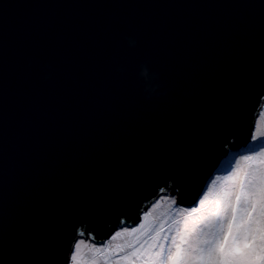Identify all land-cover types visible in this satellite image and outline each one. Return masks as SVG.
I'll use <instances>...</instances> for the list:
<instances>
[{
    "label": "water",
    "instance_id": "water-1",
    "mask_svg": "<svg viewBox=\"0 0 264 264\" xmlns=\"http://www.w3.org/2000/svg\"><path fill=\"white\" fill-rule=\"evenodd\" d=\"M263 102L264 0H0V264L196 206Z\"/></svg>",
    "mask_w": 264,
    "mask_h": 264
},
{
    "label": "rangeland",
    "instance_id": "rangeland-1",
    "mask_svg": "<svg viewBox=\"0 0 264 264\" xmlns=\"http://www.w3.org/2000/svg\"><path fill=\"white\" fill-rule=\"evenodd\" d=\"M245 156L254 157V160H244ZM261 161H264V102L258 112L251 141L240 154L230 152L220 161L218 172L208 183L196 206L185 209L176 204L175 195L169 191L162 193L143 210L136 225L119 228L104 244L95 245L89 240L78 239L71 253L70 264H161V258L156 255L160 251L159 245L163 243L166 258L168 253L174 254L176 251L173 237L179 243L182 235L185 238L202 235L207 231L208 221L215 220L213 213L218 210L217 202L220 213L225 217V230L232 218L231 207L224 212L228 204L237 207L235 223L249 221L257 229L258 235L264 222L260 206L261 191L264 189V164ZM242 177L244 191L255 193L249 196L250 205H256L254 210L250 205L247 208L237 205V195H241L243 200ZM194 208L199 211L192 212ZM198 217L207 219L198 220Z\"/></svg>",
    "mask_w": 264,
    "mask_h": 264
},
{
    "label": "snow or ice",
    "instance_id": "snow-or-ice-1",
    "mask_svg": "<svg viewBox=\"0 0 264 264\" xmlns=\"http://www.w3.org/2000/svg\"><path fill=\"white\" fill-rule=\"evenodd\" d=\"M243 159L253 161L254 157L245 156ZM260 163L264 164V161ZM244 189L242 177L243 200H241V195H237L236 201L237 205L247 208L250 205L249 196L255 193L244 191ZM217 206L218 210L213 213L215 220L208 221L207 231L203 232L202 235L195 238H185L182 235L179 243H176V238L173 237V244L176 249L174 254L170 252L165 258L164 245L163 243L159 245L160 251L156 255L161 258V264H264V222L261 223L257 235V229L253 228L249 221L235 223L237 207L226 204L224 212L226 213L228 207H231L232 218L227 223L225 230V217L219 211V202H217ZM250 206L253 210L256 207L255 203H251ZM260 206L261 215L264 216V189L261 191ZM197 211L199 210L192 209V212ZM197 219L207 218L198 217ZM73 259L75 260V255Z\"/></svg>",
    "mask_w": 264,
    "mask_h": 264
},
{
    "label": "built area",
    "instance_id": "built-area-1",
    "mask_svg": "<svg viewBox=\"0 0 264 264\" xmlns=\"http://www.w3.org/2000/svg\"><path fill=\"white\" fill-rule=\"evenodd\" d=\"M70 264V263H69Z\"/></svg>",
    "mask_w": 264,
    "mask_h": 264
}]
</instances>
